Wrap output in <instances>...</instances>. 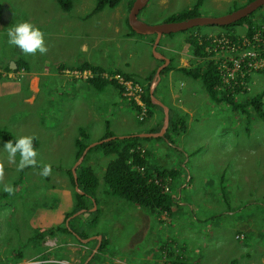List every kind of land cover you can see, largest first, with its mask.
<instances>
[{
	"label": "rangeland",
	"instance_id": "374dc122",
	"mask_svg": "<svg viewBox=\"0 0 264 264\" xmlns=\"http://www.w3.org/2000/svg\"><path fill=\"white\" fill-rule=\"evenodd\" d=\"M131 1L123 0L114 9L106 8L93 15L96 0H71L72 7L69 11H65L62 4L56 0H0V68L4 69L5 62L10 57L30 59L16 46L8 43V30L23 21H29L40 29L42 22L54 19L60 8L62 17L67 15V18H70L71 16L72 19L69 21L79 24V32H81L79 40H82L87 48L90 44L97 45V52L104 54L106 57L103 63L104 70L114 71L118 68L125 73L132 74L135 79L145 85L146 78L157 70L155 68L150 72V69L157 64L154 59L156 54L150 43L154 42L155 36L142 37L139 42L123 37L129 28L126 16L129 14ZM251 1L253 0H205L197 13L203 18L220 17L246 6ZM197 2L198 0H149L138 14V19L150 25L163 24L178 16L179 13L193 9ZM43 13L45 16L41 17ZM263 21L264 9H261L255 14L253 22ZM61 26H65L64 22ZM237 30L243 38L246 36L247 25L238 26ZM224 32L225 30L221 27L204 26L164 35L157 52L166 53L164 48L170 45L178 54L171 57L175 65L180 57L188 60L195 59L197 62L188 39L204 35H223ZM45 46L47 48L46 41ZM79 50L80 47H78L80 53ZM46 52L29 54L31 59H35L33 66L29 69H35L38 66L37 59H48L47 56L50 54ZM94 53L97 54L95 50ZM216 53L217 58L222 54L219 50ZM99 62L102 63V60ZM76 65L80 67L83 64L79 60ZM71 75V77H76L74 71H71ZM87 76L91 77L90 74ZM104 77L112 78L110 73L105 74ZM76 78L78 79L71 80L72 82L68 79L67 81L71 82L68 83L69 86L57 92L56 95L59 93L57 100L48 103V106L41 105L36 99L26 103L28 96L24 95V89L23 94L17 97H11L12 93L7 90L8 88L0 90L2 94L0 97V130H5L16 138L33 137L34 147L38 152L37 164L29 166L31 169L25 167L21 169L18 167L19 154L15 162L9 161L7 153L3 150L6 142L0 139V264L12 263L6 257H10L9 259L13 261H21L22 259H14L18 252H22V257L25 259L34 256L32 258L34 262L43 261V256L37 257L38 255L33 254L34 250L31 247L37 253L43 250L52 252V259L46 261L47 263H70L69 253L71 251L68 247L73 244L77 246L76 241L79 236H73L75 240L70 235L65 236L66 240L63 245L60 240L62 236L57 239L56 236L61 235L59 229H66V225H63L61 221V217L66 214L60 212L61 207L58 206L60 198L52 190L51 185L59 174L57 170L61 168L60 162L66 165L71 163L74 152L77 159L79 149H76L74 144L78 142L77 140H81L79 138L76 140L77 131L79 134V130L84 129L88 137L86 141L91 146L103 140L101 137L107 131V119L104 115L116 116L123 112L128 115L124 117L122 123L108 124L115 136L125 135L123 133L126 132L132 133L134 130L151 131L149 128L153 122L148 120L154 117V112L153 117L145 121L146 107L142 109L137 104L132 105L123 92L109 85L97 91L94 85L87 82L85 78ZM156 80L157 75L154 82ZM4 81L5 77L2 76L0 85L4 84ZM161 81L164 82V75ZM185 83L188 84L184 87L198 84L199 86L195 88L200 92L204 88L201 82L192 83L191 78L186 79ZM179 89L177 88V91ZM263 94L264 73H255L251 78L248 95L241 96L239 100L245 102L246 97ZM155 95L161 98L166 96L161 87H157ZM83 98H88L89 102L86 103ZM113 100L116 103H113ZM76 101L86 103L83 107L86 109L85 112L83 108H79L76 114L66 109L63 111L66 103L75 105ZM218 103L221 104H215L214 108L222 110L221 113L214 111L215 109L213 110L206 104H200L196 114L184 115L187 126L191 125V128L187 127V131L183 134L169 133L167 139L161 138L157 143L142 142L143 149L146 145L151 147L149 166L153 171L164 165H170L174 166L173 168L183 166L185 167L184 174L191 173L192 184H189L188 177L185 178L182 174L171 181L166 178L165 187L169 190L165 191L171 194L177 203V206L173 208L172 216L162 214L160 211L152 212L143 207L141 210L137 205L125 199L108 195L110 189L106 185L104 176L107 166L115 160L116 155H101V158H97L95 152H102L100 149L87 155L86 164L93 161L95 173L100 181L94 195L95 202L92 209L93 211L98 210L89 220L92 219L91 224H95V228L103 232L104 239L108 236V245L106 244V248L103 249L104 256L102 258L98 256L97 253H100L98 251L89 258L87 264H126V257L130 251L136 255L130 254L132 258L129 257L127 264H169L179 259L183 260V258L188 263L200 261L202 264H231L232 261H236V264H264V120L250 108H248L249 114H244L241 110H234L226 102ZM78 104L81 106L80 103ZM136 107H139V110ZM74 111L76 112L75 107ZM87 111H92V118H95L96 122H86L88 120ZM205 116L213 119L205 124L197 123ZM172 117L177 119L183 116H176L172 113ZM218 117L228 119V125L224 126L221 122L215 123L214 118ZM68 120L71 122L67 123ZM45 124L55 129L63 128V133L70 134V136L63 137L66 142L64 147L55 148L57 152L65 153L64 155L53 151V154L49 156L52 151H48V147H54V140L57 138L53 136L50 141L48 140L52 142V146L46 145V137L49 133L43 131ZM165 124L166 117L162 110L158 133L163 131ZM199 132L210 136L208 146H205L208 141L199 144L200 141L197 138ZM216 142L221 145L230 143L234 151L223 145L222 147L227 150L214 149ZM45 165L50 166L51 170L48 175L43 176ZM181 170L183 169H180V172ZM33 172L36 185L31 187V182L26 177L31 176ZM223 188H225L224 192ZM34 194L36 196H33ZM39 197L42 198V202ZM36 198L37 203L34 202ZM185 204L193 206L195 211ZM183 205L185 207L181 209ZM63 208L64 212L68 210L66 207ZM51 214L53 220L45 221L46 217ZM149 218L151 221L146 222ZM91 224L86 223V225ZM36 227H40L39 229L45 233L46 238L43 237L44 233L42 238L37 236L40 232ZM89 228L92 226L88 227V232L91 231ZM143 230H146L145 240L140 241L142 243L140 245L133 244L132 237L135 232L138 234ZM49 238L52 240V245L56 243V240L58 242L56 246L51 245L49 249H45L44 242L46 243ZM141 246H143L142 253H137L136 248ZM144 248L147 253L143 252L146 251ZM162 248L165 249L164 255L161 252ZM59 249L65 251L62 253ZM108 256V262L101 261L107 260ZM83 258L86 259L87 256ZM81 259L82 257L79 260Z\"/></svg>",
	"mask_w": 264,
	"mask_h": 264
},
{
	"label": "crops",
	"instance_id": "0c3cea01",
	"mask_svg": "<svg viewBox=\"0 0 264 264\" xmlns=\"http://www.w3.org/2000/svg\"><path fill=\"white\" fill-rule=\"evenodd\" d=\"M56 15L57 16H54V19H50L49 21H46V20L43 21L42 25H41L42 28H40V30L44 33V38H45V41L47 42V51L48 52H46V53L50 54V56H47L49 58L48 59H43V58L37 59L38 66L35 67V69L34 68L29 69L30 66H33V61L35 60V59H31L29 54L24 53V55L30 59H26L24 57H22L20 59L18 57H10L9 59H7L8 61L5 62L4 69L0 68V80L2 79V76L5 77L4 84L0 85V90L8 88L7 90L11 91V93H12L11 97H17V96L23 94L22 91L24 89L25 90L24 95L28 96L26 99V103L33 102L36 99V100H38V103H40L41 105L48 106V103L52 102L53 100H57L58 95H59V93H58V95H56L57 92L64 89L65 87L69 86V84L73 80L78 79L76 77H71L72 76L71 71L82 73L81 70H78L76 68L78 66L76 64L79 60L81 61V64L88 63V64H92V65L104 68L103 63H104V60L106 59V57L104 56L103 53L97 52L98 46L90 44L87 48L86 47L87 45L85 43H83L82 40H79V35H81V32H79V28H80L79 24H77L76 22H70L69 20L72 19L71 16H70V18H67V15L62 17L60 8L58 9V12L56 13ZM44 16H45V14L43 13V15L41 17H44ZM126 17L128 20V16H126ZM62 22H64L65 26H61ZM67 26H70V28H67ZM129 34H130V27L127 29L126 34L123 36L124 38L131 40V41L139 42L140 38L145 37L142 35L141 36H131ZM71 42H75V43H71ZM81 43H83V45ZM141 43L143 44V41H141ZM150 43H151V46H153V42H150ZM78 47H80V50H79L80 53L78 52ZM94 50L96 51L97 54L94 53ZM164 50L166 53H164V52L158 53L157 52L158 54H156V56L154 57V59L156 61L155 63H157V64H155V66L150 69V72H151L155 68L159 69V67H162L164 65L162 68V70H163L166 67H168L170 64H172V67L168 71L164 72V74H162V75H164V82L163 83L161 81L162 75L160 73L161 77L159 78V83L157 85L158 88L161 87L163 89L166 96H165V98H161V96H162V94H161L160 97L156 96L157 97L156 100H158L163 105L168 107L170 112H174L176 115L183 116V118H184V115L185 116H187V115L193 116L194 114H196L197 107L200 104H206L207 106L212 107L213 110L215 109L214 111L221 113L222 110L214 108V106H216L215 104L219 105L221 103L211 102L212 100L207 95L205 88H203V90L200 92V90L195 88V87L199 86L198 84H196V86L192 85L190 87H184L185 85H187L189 83V82L185 83L186 79L189 80L191 78L192 83L200 82V81L194 80L192 77L185 75L180 70L181 68H189L191 65H195V63H196L195 59L194 60L193 59L188 60V59H183L180 57L178 62L176 60V65H175V62L171 59V57H173L174 55L177 56L178 54H176L175 50L172 47H170V45H166ZM161 56H163L165 58V60H168V62L165 60H162ZM101 60H102V63L99 62ZM18 62L19 63L22 62V65H23L22 69H21L22 71L20 70V72H19V70H18L17 72H15V70L18 68L17 67ZM12 63H15V67L13 69L11 68ZM61 66H65V69L64 68L60 69ZM8 68L12 71L9 72ZM87 71L90 72V70H87ZM87 71H83V73H86ZM108 73H109V71H108ZM134 74H138V73H134ZM23 78L26 80L25 81L22 80ZM68 79H69V81H71V80L72 81L68 82L67 81ZM78 81H80V80H78ZM81 81L85 82V80H81ZM109 86H111V85H109ZM177 88H180L179 91H177ZM1 96H2V94H0V97ZM83 99L86 100V103H87V101L89 102L88 98H83ZM112 102L116 103L114 100ZM78 103H80L81 106ZM154 103L158 104L156 101H154ZM85 104L82 101H79V102L76 101L75 105H72L70 103H66V105L63 106V111L66 109V111H72L74 114H76L79 111V108H83L85 106ZM158 105L161 108L155 109L153 111L154 117L152 116L153 118L148 120L149 122L150 121L153 122V124L149 128V129H151V131L142 132L141 130H134V131H132V133L126 132V133H123L125 135L115 136V134L109 129L108 124L109 123H122L124 121V117L126 115H128V114H126V112L122 111L123 114H117L116 116H112V115L107 116V114L104 115V118L107 119L106 120L107 121V123H106L107 124V131L105 132V134L101 138L103 139L108 131H111L114 134L113 137H116V138L127 137V136H130L133 134L134 135L157 134L158 129L160 128V124H161L162 109H163V115H164V117H166V113H165L164 108L160 104H158ZM229 105H231V104H229ZM74 107L76 108V112L74 111ZM85 110L86 109L83 108V112H85ZM87 113H88L87 114L88 120L86 122L94 123L97 121L95 118H92V111H87ZM211 119H213V118L205 116V117L200 118V120H202V121L198 120L197 123H204L205 124L207 121H210ZM214 119H215V123L221 122V123H223L224 126L228 125L227 124L228 119H224L223 117H218V118H214ZM69 122H71V121L68 120L67 123H69ZM143 123H145V122H143ZM43 128H44L43 129L44 133H46V132L49 133L48 137H46V141H47L46 145L49 144L50 146H52V144H51L52 142H49V141L53 138V136L55 138H57V140H54V143H55L54 147H48V151H52V153H50V155H49V156H51L53 154V151L57 152V150L55 148H57L58 146L64 147L66 145V142L63 139V137L70 136V134L68 135L66 133H63V131H62L63 128L62 129H55L52 126L48 127L46 124L44 125ZM190 128H191V125H188V129H190ZM80 131L81 130H79V134H80ZM79 134L77 131L76 132V137H77L76 140L78 138H80ZM202 135L203 134L201 132H199L197 135V138L200 141L199 144H202V143H205L208 141V144L205 145V146H208L210 143V139H209L210 136L209 135H203L202 136ZM216 135L218 136L219 134H216ZM148 138H152V139L146 141L147 144L149 142H152V141H153L152 143L159 142V140H158L159 137H148ZM103 140H105V139H103ZM103 140L95 142V144H97ZM222 145L224 147L225 146L228 147L229 149H231V151H234V149L232 147L233 145H230V143L229 144H222ZM222 145H221V143L216 142V144H215L216 147L214 149H218L220 151H221V149H226V148L222 147ZM74 147L76 149H78L76 143L74 144ZM150 148L151 147L149 145L145 146V149H147V151H149V153H150ZM57 153L59 155L65 154L62 152H57ZM43 155H45V154H43ZM46 155H47V153H46ZM73 155H74V158H73L72 162L69 163L68 165H66V163L62 164V162H60L61 168L57 170L59 172V174H57L56 181L51 185L52 190L54 192H56L60 198V202L58 205L59 207H61L60 212H63V214H66L64 217L63 216L61 217V221L63 222V225H66L65 230L69 231V232L68 231L65 232L64 230L59 229V232L61 235L58 237V235H59L58 234L56 237H57V239H60V237L62 236V239H60V240H62L61 245H63L65 243V240H66L65 236H68V235H70L72 237L73 236L74 237L79 236L78 241H76V245L78 247L75 246L74 244L72 246L68 247V249L70 248V251H71V253H69L70 263L68 262V263H64V264H87L86 262L89 260V258L93 257L94 253H97L99 251V248L101 247V245L103 243L104 244L106 243L108 245V242H107L108 236L106 237V239H104L103 232L98 230L97 228H95V224L92 225L90 222L91 220H89V218L93 216L92 213L98 210V209H95L94 211L92 210L93 204L95 202L94 200H91L92 202L88 203V205L91 206V209L89 210L90 212H85L82 210L76 211V209H75L76 203H77L76 197H75V192H77V189L73 185L72 174H73V168L75 167L78 160L75 158V156H76L75 152L73 153ZM101 155L107 156L103 152H95V157L101 158L102 157ZM150 155H149V161L151 158ZM92 159H93V157L91 158V160ZM60 160H61V158H60ZM203 163L204 162H202V164ZM88 165L93 167L94 171H96V169L94 168L95 165H94L93 161L90 162ZM162 167L169 169V170L183 169V170H181V174L184 175L185 178L188 176L187 172H186V174H184L185 167H183V166H181L179 168L178 167L173 168L174 166L164 165ZM25 168L31 169L29 166H26ZM77 168H76V171H77ZM33 174H34V172L32 173L31 176L27 175V177H26L31 182V184H30L31 187L36 185L35 184L36 182L33 179ZM189 175H191V173H189ZM43 176H44V174H43ZM211 176L212 175H210V177ZM202 177H204V176H202ZM180 180H182V179H180ZM108 195H110V194H108ZM33 196H36V195L34 194ZM111 196H113V195H111ZM39 199L42 202V198L39 197ZM118 199H123V198H118ZM34 202L37 203L38 199L36 198ZM27 203H28V201L26 200V204ZM119 203H121V202H119ZM183 204H184V202H183ZM63 207L68 208V210L66 212L62 211V210H65ZM138 207L141 210L143 209L140 206H138ZM188 207L192 211H195L193 206H188ZM188 207H186V208H188ZM75 214H77V215H75ZM170 216H172V215H170ZM46 220L47 221L53 220L52 214H51V216L46 217L45 221ZM150 221H151V218H149L146 222H150ZM86 223H90L91 225H86ZM89 226H92V228H89L91 231L88 232L87 229ZM36 228L39 229L40 227H36ZM145 231L146 230H143V231L139 232L138 234L135 232V234L132 237V239H133L132 243L133 244L137 243L139 245L142 244L140 241L145 240ZM39 232H40V234L42 233L41 229H39ZM44 237L46 238L45 233H44ZM63 238H65V239H63ZM74 240H75V238H74ZM47 241H49V242H47ZM51 241L52 240H50V238H49L46 240V243L44 242V248L45 249H49V247H51V245H52ZM57 242H58V240H56V243ZM56 243L53 244L52 246H56ZM31 249L34 250L33 254L38 255L37 257L43 256V259H42L43 261L34 262V259H32V258H34V256L29 257L28 259H25L24 257H22L21 258L22 260H21V259L16 257L18 254H20L21 256L23 255L22 252H18V251H17L18 253L15 254L14 259H18L21 261H13V260L9 259L10 257H6V259H8L9 261L12 262L9 264H53L50 262L49 263L46 262V261L50 260V258L52 257V255H51L52 252H50L48 250H43V252L37 253L33 247H31ZM144 249L146 250V248H144ZM59 250H62V249H59ZM142 250H143V246L136 248L137 253L138 252L142 253ZM157 250H159V249H157ZM64 251L65 250L63 249L61 252L63 253ZM131 252L132 251H130V253H128V257H126V259H127V261H125L126 264L128 262L129 257H131L130 254L136 255V253H131ZM143 252L147 253V250L143 251ZM161 252L164 255L165 249L162 248ZM104 254H105L104 251L97 253V255L100 256L101 258L104 256ZM85 256H87L86 259L83 258ZM81 257H82V259L79 260ZM101 258H100V260H101ZM108 260H109V256H108L107 260L105 259V260H101V261L102 262H108ZM118 260H120V259H118ZM32 262H34V263H32Z\"/></svg>",
	"mask_w": 264,
	"mask_h": 264
},
{
	"label": "trees",
	"instance_id": "16d2710c",
	"mask_svg": "<svg viewBox=\"0 0 264 264\" xmlns=\"http://www.w3.org/2000/svg\"><path fill=\"white\" fill-rule=\"evenodd\" d=\"M56 1L62 4V8L65 11L71 10V0ZM122 1L123 0H96V6L92 14L94 15L95 13H98L106 8L114 9ZM134 1L135 0H132L130 2L129 11ZM204 1L205 0H198L193 9L179 13L178 16L174 17L176 20L174 18H171L166 22H178L198 16L197 11ZM261 9H264V6L259 10ZM259 10L254 12L249 17L244 18L243 20L238 21L230 26L221 27L225 30L223 35L217 34L216 36L204 35L196 36L193 38L190 37L188 39V42L193 47V56L197 59V62L195 63V65H191L189 68H181L180 70L185 75L192 77L194 80L200 81L203 84L207 95L212 101L226 102L227 104H231L234 110H241L244 114H249L248 108H250V110H253V112H255L261 119L264 120V94L246 97L245 102H241L239 100L241 96L245 97L248 95V92L250 91L252 75L255 73H264V69L258 72H253L252 74L247 73L244 78L239 77L236 83L233 82V86L230 89H227L225 91L219 90L222 85V75L218 69L220 61L216 59V53L212 50L215 44V40L221 41L223 44L224 42H227V46L239 45L243 42L244 39L253 40V35L256 33V31L264 27V21L260 23L253 22L255 14ZM243 25H247V32L245 33L246 36L242 38V35L238 32L237 27ZM129 35L141 36L134 32L131 27ZM258 50L261 52V56L264 57V46L262 48H259ZM21 66H23L22 63L18 62V68L15 70V72L20 70ZM171 67L172 64L163 69L161 71V75L164 74V72L168 71ZM61 68L65 69V66H61L60 69ZM76 68L81 71L90 70L92 72V76L86 79V81L92 83L97 91H101L105 86L108 85L113 86L120 92H123L124 90L117 80H108L104 77V75L108 73V71L104 70L102 67L85 63L82 66ZM8 71L11 72L9 68ZM157 71L158 69L153 71L146 78L145 85L140 80L135 79L132 74L125 73L120 69L109 71L110 75L113 77L116 75H120L125 80L132 81L141 86V100L147 109L145 121L152 117V113L155 109L161 108L158 104H155L153 100L156 97L155 94L157 91V86L154 89L153 95L151 94V86L155 80ZM161 75H159V78L161 77ZM131 104L134 106L136 105L134 101H132ZM136 109L139 110V107H136ZM172 113L176 115L174 112L169 111V128L168 130H166L165 135L163 137H159L158 140H161V138L167 139L169 137V133L181 135L187 131L188 126L185 118L177 117V119H174L172 117ZM79 136V139L81 140H77L78 142H76L79 149L77 160L82 157L84 151L89 147V143H87L86 141L88 137L84 129H81ZM113 136L114 134L111 131H108L103 139L106 140L112 138ZM0 139H3L7 143L10 140L14 142L16 137L5 130H0ZM150 139L152 138H140L139 136H136L134 134L123 139L116 138L109 142H105L101 145L95 146L94 148L90 149V151H88L87 155H89V153L92 151H98L96 149H100V151H102L105 155H116L115 160H113L107 166L104 176L106 185L110 189L108 191V194L113 195L116 198H123L133 205L141 206L149 211H160V213H165L170 216L173 214V208L175 207V205L177 206V203L175 202V198L171 194L164 192L166 184L164 180H166V178L177 179L181 175V172L179 169L169 170L164 167L155 169L154 171L150 168V153L142 147V142L148 141ZM87 155L77 168V180H75V177L72 174V182L74 187L78 186V190L77 192H75L77 202L75 208L76 211L82 210L85 212H90L89 210L91 209V206H89L88 203H91V200H94V195L100 185V181L93 167L86 164ZM187 177L188 183L192 184V176L188 173ZM76 181L78 182L77 184ZM224 191L225 188H223V192ZM185 206H182L181 209H183V207ZM95 212L92 213L93 216H95ZM64 231L67 232L68 230ZM42 234L43 233H39L37 234V236L42 238ZM104 248H106V243H103L101 245V247L99 248V252H102ZM16 257L19 259L22 258L20 254H18ZM235 262L236 261H232L231 264H236ZM170 264L202 263L200 261L188 263L187 260L183 258V260L179 259L178 261Z\"/></svg>",
	"mask_w": 264,
	"mask_h": 264
},
{
	"label": "water",
	"instance_id": "95a60500",
	"mask_svg": "<svg viewBox=\"0 0 264 264\" xmlns=\"http://www.w3.org/2000/svg\"><path fill=\"white\" fill-rule=\"evenodd\" d=\"M148 2H149V0H135L130 11H129V14H128V22H129V25L132 28V30L134 32H136L138 35H142V36L154 35L155 36V41L153 44L154 54H158L157 48L159 46L161 38L164 35L183 32V31H187L189 29H194V28H199V27H204V26H217V27L230 26V25H232L238 21L243 20L244 18L249 17L254 12H256L257 10H259L261 7L264 6V0H253V1L249 2L246 6L240 7L236 11H234L230 14L224 15V16H220V17L203 18V17L196 16V17H192V18H189V19H186L183 21H178V22H176V21L175 22H165V23L159 24V25H150V24H146V23H144L138 19V14L148 4ZM161 58H162V60H165V58L163 56H161ZM165 61L168 62V60H165ZM163 66L159 67V69L157 71L156 84L159 83V75L161 73ZM14 67H15V64L12 63L11 68L13 69ZM154 88L155 87H153L151 90L152 95L154 92ZM153 100L156 101L158 104H160L165 110V113H166L165 128L163 129L162 132L157 133V134H139V135H136V136H139L140 138L163 137V135L165 134V131L167 130V128L169 126V123H170L169 108L166 107L165 105H163L158 100H156V97ZM127 137H129V136H127ZM123 138H125V137H121V139H123ZM113 139H116V137H112V138H109L105 141H101L97 144H93V145L89 146L84 151L82 157L78 160L75 167L73 168V175L75 177V180H77L76 168L84 160L87 152L91 148H93L94 146L101 145V144H103L105 142H109ZM77 183L78 182L76 181V184ZM76 187L78 189V186H76Z\"/></svg>",
	"mask_w": 264,
	"mask_h": 264
},
{
	"label": "built area",
	"instance_id": "2783aa9c",
	"mask_svg": "<svg viewBox=\"0 0 264 264\" xmlns=\"http://www.w3.org/2000/svg\"><path fill=\"white\" fill-rule=\"evenodd\" d=\"M212 50L216 53L218 50L222 52L220 57L216 59L220 61L219 71L222 75V85L219 90L225 91L233 86V82L236 83L239 77L244 78L247 73L258 72L264 69V57L261 56V52L258 50L264 46V27L257 30L253 35V40L244 39L239 45L227 46V42L224 44L221 41H215ZM86 73L74 72L76 77L88 78ZM91 76V75H90ZM107 78L108 80L115 79L123 86L124 96L130 99V102L134 101L142 109H145V105L142 103L141 94L142 88L137 83L125 80L122 76L116 75ZM156 81L152 84L156 87ZM155 89V88H154ZM172 178H168L171 181ZM160 181V180H157ZM167 183V179L164 180ZM160 183V182H159ZM168 191V187L164 188V192Z\"/></svg>",
	"mask_w": 264,
	"mask_h": 264
},
{
	"label": "clouds",
	"instance_id": "9594fccd",
	"mask_svg": "<svg viewBox=\"0 0 264 264\" xmlns=\"http://www.w3.org/2000/svg\"><path fill=\"white\" fill-rule=\"evenodd\" d=\"M8 43L16 46L25 54L35 55L37 52L43 54L47 51L45 46L44 33L29 21H23L8 30ZM34 138L21 136L15 141H8L4 144L3 150L7 153V159L15 162L17 154L20 160L18 167L34 166L37 164L38 152L34 147ZM50 166L43 167V174L48 175Z\"/></svg>",
	"mask_w": 264,
	"mask_h": 264
},
{
	"label": "flooded vegetation",
	"instance_id": "af4514ba",
	"mask_svg": "<svg viewBox=\"0 0 264 264\" xmlns=\"http://www.w3.org/2000/svg\"><path fill=\"white\" fill-rule=\"evenodd\" d=\"M84 71H87V70H84ZM83 72V71H82ZM88 72V71H87ZM88 73H90V75L92 76V72L90 71V72H88ZM90 78V77H89ZM86 79H88V78H86ZM85 79V80H86ZM107 140V139H106ZM103 141H105V140H103ZM88 153V152H87ZM87 155V154H86ZM76 189H77V187H76ZM78 190V189H77Z\"/></svg>",
	"mask_w": 264,
	"mask_h": 264
}]
</instances>
